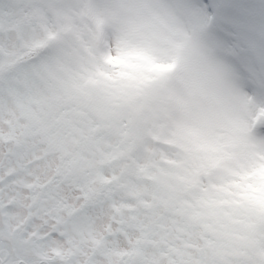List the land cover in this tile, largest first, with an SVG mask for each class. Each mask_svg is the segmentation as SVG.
Here are the masks:
<instances>
[{
	"label": "snow or ice",
	"instance_id": "obj_1",
	"mask_svg": "<svg viewBox=\"0 0 264 264\" xmlns=\"http://www.w3.org/2000/svg\"><path fill=\"white\" fill-rule=\"evenodd\" d=\"M0 264H264V0H0Z\"/></svg>",
	"mask_w": 264,
	"mask_h": 264
}]
</instances>
